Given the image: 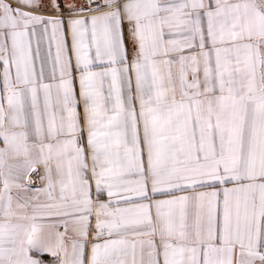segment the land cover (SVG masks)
Returning <instances> with one entry per match:
<instances>
[{
	"label": "snow or ice",
	"instance_id": "snow-or-ice-1",
	"mask_svg": "<svg viewBox=\"0 0 264 264\" xmlns=\"http://www.w3.org/2000/svg\"><path fill=\"white\" fill-rule=\"evenodd\" d=\"M0 264H264V0H0Z\"/></svg>",
	"mask_w": 264,
	"mask_h": 264
},
{
	"label": "crops",
	"instance_id": "crops-1",
	"mask_svg": "<svg viewBox=\"0 0 264 264\" xmlns=\"http://www.w3.org/2000/svg\"><path fill=\"white\" fill-rule=\"evenodd\" d=\"M61 230H62V229H61ZM44 259H45V260H49V259H51V257L48 256V255H45Z\"/></svg>",
	"mask_w": 264,
	"mask_h": 264
}]
</instances>
